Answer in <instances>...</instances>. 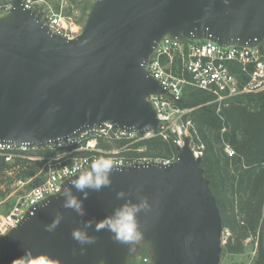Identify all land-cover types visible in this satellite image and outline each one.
I'll list each match as a JSON object with an SVG mask.
<instances>
[{"label": "water", "instance_id": "obj_1", "mask_svg": "<svg viewBox=\"0 0 264 264\" xmlns=\"http://www.w3.org/2000/svg\"><path fill=\"white\" fill-rule=\"evenodd\" d=\"M164 37L256 45L264 40V0H94L73 38L52 33L35 10L12 0L0 15V142L46 144L105 122L141 134L158 131L160 121L147 98L172 94L146 63ZM190 138L183 135L182 145L172 141L176 157L168 165L115 166L111 187L89 192L87 199L73 189L84 216L65 209L59 192L30 206L0 237V264H12L25 250L46 254L53 264H128L142 246L147 264H220L222 215ZM121 190L151 204L139 215L144 241L131 251L108 231L94 230L124 203L116 196ZM57 216L59 226L45 231ZM85 222L93 224L88 233L96 243L82 252L71 233Z\"/></svg>", "mask_w": 264, "mask_h": 264}, {"label": "built area", "instance_id": "obj_2", "mask_svg": "<svg viewBox=\"0 0 264 264\" xmlns=\"http://www.w3.org/2000/svg\"><path fill=\"white\" fill-rule=\"evenodd\" d=\"M92 2L94 0H91ZM25 8L35 10L41 21L57 35L73 38L81 32L82 26L55 11L46 0H22ZM12 8V0H0V15ZM148 73L165 86L172 97L163 93L148 96L160 121L158 131L114 129L110 123L93 126L81 133L50 141L46 144L30 145L0 142V155L8 162L16 157L41 160L42 168L35 177L39 181L19 195L12 207L0 213V237L15 227L26 209L48 195L57 193L61 183L86 169L101 155L109 156L115 166L134 163H160L168 165L175 160V150L168 157L144 153L143 140L155 135L183 144V135H190V148L195 157L202 156L204 143L193 125L184 115L189 108L182 107L185 88L196 87L207 91L219 106L235 96L264 90V40L253 46L221 45L209 39L178 41L164 37L149 56L146 63ZM52 154L43 155L42 150ZM227 156L233 150L226 145ZM23 183L22 181H18ZM149 255L142 256L147 264Z\"/></svg>", "mask_w": 264, "mask_h": 264}, {"label": "trees", "instance_id": "obj_3", "mask_svg": "<svg viewBox=\"0 0 264 264\" xmlns=\"http://www.w3.org/2000/svg\"><path fill=\"white\" fill-rule=\"evenodd\" d=\"M179 104L189 108L184 118L190 119L204 143L202 166L216 197L223 227L231 232L224 249L242 252L244 240L258 233V256L254 264H263L264 90L235 96L219 106L207 91L189 86ZM172 139V133L167 139L155 135L140 144L145 146L144 153L168 157L174 151ZM226 145L233 150L232 156L224 151ZM39 153L50 155L52 151ZM42 163L21 157L8 162L0 155V200L11 193L14 182L34 178ZM14 201L12 198L11 204Z\"/></svg>", "mask_w": 264, "mask_h": 264}, {"label": "clouds", "instance_id": "obj_4", "mask_svg": "<svg viewBox=\"0 0 264 264\" xmlns=\"http://www.w3.org/2000/svg\"><path fill=\"white\" fill-rule=\"evenodd\" d=\"M115 167V161L105 155L94 159L85 171L79 170V165H74V178L70 181V187L57 189L63 199V207L71 209L79 216L85 215L83 201L74 192L80 193L83 199H87L89 192H100L105 188L111 187V174ZM117 199L124 203L114 208L111 215L95 224L94 230L108 231L112 239L122 245L128 246L129 250H134L136 245L144 241V230L140 227L139 215L142 212L151 210V204L146 197L131 199L130 193L121 190L116 193ZM62 216H57L55 220L45 226V231L53 232L59 226ZM91 222H85L82 228L73 229L71 235L80 246L83 252L86 245L96 243V238L88 233L92 228ZM12 264H53L46 254H33L30 250H25L23 255L13 259Z\"/></svg>", "mask_w": 264, "mask_h": 264}, {"label": "rangeland", "instance_id": "obj_5", "mask_svg": "<svg viewBox=\"0 0 264 264\" xmlns=\"http://www.w3.org/2000/svg\"><path fill=\"white\" fill-rule=\"evenodd\" d=\"M47 3L58 12H61L67 19L74 21L81 25L87 18L92 1L91 0H46ZM39 181V177H34L27 182L19 183L14 182L11 184V193L4 199L0 200V213L7 212L13 204H11L12 198H17L25 191L30 189L34 184ZM9 205H11L9 207ZM9 209L7 210V208ZM231 232L228 228H224L222 233V252L220 257V264H254L258 256L259 247V235L249 236L244 240V248L242 252L233 253L224 249V245L230 237ZM1 254V251H0ZM147 254L146 247L139 251V255L136 258L129 259L128 264H142V256Z\"/></svg>", "mask_w": 264, "mask_h": 264}]
</instances>
